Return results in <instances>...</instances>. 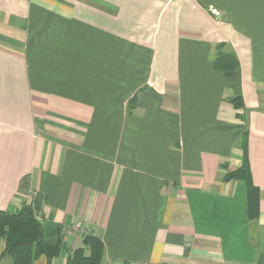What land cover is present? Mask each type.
Instances as JSON below:
<instances>
[{
    "label": "crops",
    "instance_id": "crops-1",
    "mask_svg": "<svg viewBox=\"0 0 264 264\" xmlns=\"http://www.w3.org/2000/svg\"><path fill=\"white\" fill-rule=\"evenodd\" d=\"M35 192L102 264H264V0H0V210Z\"/></svg>",
    "mask_w": 264,
    "mask_h": 264
},
{
    "label": "trees",
    "instance_id": "trees-1",
    "mask_svg": "<svg viewBox=\"0 0 264 264\" xmlns=\"http://www.w3.org/2000/svg\"><path fill=\"white\" fill-rule=\"evenodd\" d=\"M213 64L226 76L235 75L239 68L236 55L224 45L218 46ZM231 102L235 108H243L241 96L232 97ZM242 141L243 163L237 169L227 171L224 179L247 182L249 217L254 219L259 215L260 188L251 179L246 133ZM35 199V208L30 203L23 204L16 211L0 210V260L9 257L10 264H35L43 258L45 264H102L105 245L90 232L81 235L82 244L72 250L66 262L56 263L55 259L67 250V237L62 233V225L57 224L52 216L45 217L41 213L42 202Z\"/></svg>",
    "mask_w": 264,
    "mask_h": 264
},
{
    "label": "rangeland",
    "instance_id": "rangeland-1",
    "mask_svg": "<svg viewBox=\"0 0 264 264\" xmlns=\"http://www.w3.org/2000/svg\"><path fill=\"white\" fill-rule=\"evenodd\" d=\"M36 195H37V192H35V193H32L29 197L31 198V201H30V203H32L33 205V207L35 208V202H34V196L36 197ZM29 197H27L28 198V200H29ZM27 198H26V200H27ZM33 199V200H32ZM25 200V201H26ZM36 200V199H35ZM30 203H27V202H24V204H30ZM84 233H83V235L84 234H86L85 232H88L87 230H82ZM74 233H78V234H80L81 235V232H80V229H78V230H76ZM73 233V234H74ZM72 234H69V235H66V237H67V239H68V236H71ZM67 239H66V242H67ZM10 262H11V260H10V258L9 257H5V258H3V259H1L0 260V264H10Z\"/></svg>",
    "mask_w": 264,
    "mask_h": 264
},
{
    "label": "built area",
    "instance_id": "built-area-1",
    "mask_svg": "<svg viewBox=\"0 0 264 264\" xmlns=\"http://www.w3.org/2000/svg\"><path fill=\"white\" fill-rule=\"evenodd\" d=\"M215 11V10H214ZM80 229V232L83 234L84 232L82 231L83 229L79 228V225H75V226H62V233L64 235H69V234H73L76 230ZM86 233V232H85Z\"/></svg>",
    "mask_w": 264,
    "mask_h": 264
}]
</instances>
